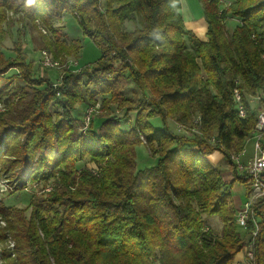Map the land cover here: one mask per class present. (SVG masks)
<instances>
[{"label": "trees", "instance_id": "obj_1", "mask_svg": "<svg viewBox=\"0 0 264 264\" xmlns=\"http://www.w3.org/2000/svg\"><path fill=\"white\" fill-rule=\"evenodd\" d=\"M200 1L205 39L185 27L179 0H0V14L21 10L46 27L72 15L100 51L55 88L48 76L30 75L33 63L19 41L15 57L0 51V93L10 89L17 99L13 112H0V172L12 190H39L26 207L0 201L1 264H233L249 243L254 223L238 231L231 189L241 182L246 198L251 182L231 155L252 138L264 103V0H227L222 8V0ZM225 18L235 20L229 34ZM126 21L136 26L125 30ZM59 38L43 37V45ZM17 67L18 75H4ZM128 81L139 96L132 119L121 96ZM99 94L123 112L92 118L83 129V116L73 110ZM256 95L260 101L250 102ZM53 102L61 108L56 114ZM141 136L155 145L153 164L143 168L135 153ZM216 150L227 169L207 160ZM85 157L100 164L96 173L77 166ZM204 215L222 222L219 236ZM251 216L257 224L251 264H264V195Z\"/></svg>", "mask_w": 264, "mask_h": 264}, {"label": "rangeland", "instance_id": "obj_2", "mask_svg": "<svg viewBox=\"0 0 264 264\" xmlns=\"http://www.w3.org/2000/svg\"><path fill=\"white\" fill-rule=\"evenodd\" d=\"M179 3V12L185 27L187 29L190 28L192 34L196 38L203 39L206 36V24L204 21L201 1L179 0ZM226 3L227 0H222L219 3V6L222 8ZM1 16L4 17L2 27L6 30V36L0 44V51L3 52L4 56L15 57V42L19 41L23 47L22 51L25 53L27 61L33 63V69L30 75L35 78L44 77V79L48 76L50 78L49 84H52V88H55L56 85L61 83L64 74L80 72L83 64L94 61L100 55V51L94 41L82 33L80 27L76 23V18L70 14L64 13L63 18L59 22H55L51 26L47 27L39 20L31 19V17H28L27 14L21 10L15 11L13 9H7L3 11V14H0V17ZM222 23L226 33L229 34L232 30V26L235 24V20L232 18H225L222 20ZM135 26L136 23L126 21L124 29L132 30ZM41 29L44 31H41ZM56 35L60 37L57 44H53L51 48H46L43 45V37L54 38ZM42 52H46L51 62H55L56 64L54 66L47 65L44 62ZM18 71H21L19 67L11 68L4 75L13 76L14 74L16 76L18 75ZM15 83V87L18 89L16 94L17 96L21 92L19 90L21 88L18 87L17 80ZM8 92L14 93L10 89L7 91L4 90L0 93V112H5V110L9 111L10 108L12 112L14 110L13 107L17 99L16 97H12L8 94ZM121 92L123 103L125 104V111L128 113L126 117L132 119V107H134V104L139 100L138 93L130 81H128V84L122 86ZM54 97L56 100L61 97V94L55 92ZM108 97V95L99 94L95 97V101L92 102V104L87 105L88 103L84 102L83 104L77 103L76 108L73 110V115L76 117L83 116L85 114L83 111L89 106L95 109L92 117L93 119L105 118L110 115H121L123 112V106L117 107L116 104L107 99ZM60 109V106L56 102L51 103L50 110H54L55 114L58 113ZM55 114L54 117L56 116ZM90 121L92 122V120ZM151 121L157 122L158 126L160 125L157 117L151 118ZM91 122H89L87 126H89ZM96 123H98V121L95 122V124ZM169 125L173 131H176L173 121L169 120ZM121 126L122 128H126L123 125ZM141 138L142 143L135 146L136 163L139 168L153 164L155 157L152 156L151 152L155 145L153 143H145L142 136ZM253 143L254 138H249L246 141L245 153L247 155H252ZM206 158L214 166L227 169V164L222 152L218 150L213 151L211 154L207 155ZM99 165L100 164L94 161H90L88 157H85L77 163L78 167L85 166L90 168L92 171H95V173L100 169ZM51 186L52 184H49L48 188ZM11 188L12 182H9L7 178H4L3 174L0 172V201L4 205L18 206L20 208L26 207L33 191H35V193H39L37 186L34 188L33 185H27L26 188L20 191H15ZM235 196H238L241 200H244L245 198L244 186L237 180L233 182L231 189V198H234ZM204 219L209 227L214 231V234L219 236L221 234L223 224L218 217L204 215ZM2 224L3 223H1V225ZM235 225L236 228L239 229L238 231L241 230V235H243V231L245 229L237 223ZM249 236H251V234ZM248 244L249 243H247L243 249L235 255L233 264H242L243 261L245 264H248L245 259L246 252L249 249Z\"/></svg>", "mask_w": 264, "mask_h": 264}, {"label": "built area", "instance_id": "obj_3", "mask_svg": "<svg viewBox=\"0 0 264 264\" xmlns=\"http://www.w3.org/2000/svg\"><path fill=\"white\" fill-rule=\"evenodd\" d=\"M43 30V29H42ZM44 31V30H43ZM42 56L44 58V62L49 66H54L56 63L51 62L48 58L46 52H42ZM234 99L237 103V111L239 116H245V107L241 101V93L235 88L233 90ZM260 96L256 95L250 99V102H259ZM95 109L93 107H87L85 110V114L83 115L84 127L85 129L93 117ZM178 129H181L179 127ZM263 134H264V103L261 104L258 114L257 120L254 126L252 138H254L253 143V152L250 157H247L244 161H242V157L245 155V149H243L239 154L231 155V159L236 164V168L239 172H243L247 174L250 178L251 188L250 191L243 201V203L238 207L235 220L236 223L242 228H246L248 220L251 219L254 223V229L251 232V238L249 242V249L246 252L245 259L248 264L252 263L253 259V241L257 232V224L252 215V206L254 203L264 195V143H263ZM9 247L13 246V242L9 241ZM1 264V261H0Z\"/></svg>", "mask_w": 264, "mask_h": 264}, {"label": "crops", "instance_id": "obj_4", "mask_svg": "<svg viewBox=\"0 0 264 264\" xmlns=\"http://www.w3.org/2000/svg\"><path fill=\"white\" fill-rule=\"evenodd\" d=\"M65 17H68V16H65ZM205 21V20H204ZM189 30H190V28H188ZM203 39H205V37L203 38ZM248 156H250V155H244L242 158H243V160H245L246 159V157H248ZM223 178H224V180H226V181H230L231 179H232V172H230V171H228V170H225V172H223ZM245 192V191H244ZM245 199V198H244ZM232 203H233V205H234V207L235 208H238V207H240V205L243 203V201L244 200H241L238 196L236 197H232ZM242 202V203H241ZM239 260V259H238ZM242 264H245L244 263V261H243V263Z\"/></svg>", "mask_w": 264, "mask_h": 264}]
</instances>
